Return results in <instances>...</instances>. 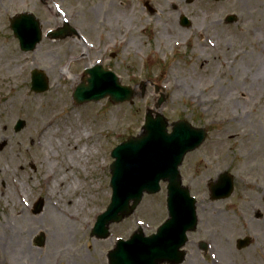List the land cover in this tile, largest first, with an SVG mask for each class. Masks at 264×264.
Returning <instances> with one entry per match:
<instances>
[{
  "label": "rangeland",
  "instance_id": "rangeland-1",
  "mask_svg": "<svg viewBox=\"0 0 264 264\" xmlns=\"http://www.w3.org/2000/svg\"><path fill=\"white\" fill-rule=\"evenodd\" d=\"M89 1L83 0V3L88 5ZM132 1L135 3L133 11L120 8L112 10L110 5L99 8V24L95 25L94 32L89 33L88 8L76 6L72 0H0V52L8 53L3 43L10 42L12 48L23 56L18 64L20 74L12 85L13 89L23 84V96L29 102L40 100L38 109L42 110L49 94L56 88V96L62 107L53 117L65 120V116L71 113L74 124H67V129L73 125L78 126L79 130L86 127L89 136L84 139L78 132L75 137L86 150V155L77 167H73L70 175L74 186L80 189L79 194L71 198L78 200L76 211L88 216L87 222L78 230L76 228L79 225L73 223L63 228V221L43 211V201L42 214L41 211L38 214L33 211L27 213L34 217L28 229L26 219L12 221L13 230L19 228L23 233L21 237H24L21 245L24 258L19 264H50L53 259L57 261L56 264H105L103 256L115 246L118 238L128 239L138 228L145 235H150L162 225L167 218L166 182H161L158 193L144 195L130 216L120 223L110 224V237L107 240L98 241L90 236L95 219L110 202L109 165L113 162L110 153L115 145L126 141L128 137L141 134L147 111L162 114L169 123V130L172 123L186 120L192 126L208 131L203 144L188 153L179 168L181 184L189 189L197 201L198 216L197 228L188 235V242L184 246V264H205L196 246L206 233L201 232L202 228H206V219H213L221 207V203L209 200L207 183L213 182L225 170L237 176L239 173L246 174L243 170L247 165H255L249 147L244 146L242 149L240 141L248 131L256 135L264 132V54L260 53V48L264 47V0H194L191 3L188 0ZM147 5L153 9L152 12ZM210 7L219 8L214 25H210L211 21L203 17ZM21 12L33 14L40 21L43 31L42 40L35 50L26 53L19 49L18 41L9 27V19ZM167 13L178 29L177 34L173 35L169 31L171 22L166 19ZM180 15L189 20V27L179 25ZM229 15L236 16L237 22L226 23L225 18ZM65 25L72 30L67 31L66 37L53 39L47 36L50 30ZM198 30L202 33L199 34ZM205 35L211 43L207 47L203 45L205 43L201 37ZM68 40H79L75 52L67 53L65 43ZM112 54L114 57H111ZM95 64L114 72L122 85L131 87L134 92L132 99L112 103L106 97L97 102L74 104L71 93L81 81L82 71ZM35 69L43 71L48 79V90L39 94L30 90V72ZM155 85L164 88L160 91L164 95V102L159 108H156V102L160 95L155 92ZM11 95L12 91L7 87L2 88L0 81V106ZM109 110L118 111L111 121L107 116ZM18 112L17 107L11 108L5 121L8 144L9 139L21 143L19 157L23 169L16 172L15 167L14 171L19 175L20 189H23L24 194L19 198L22 206L18 204V199L12 202L16 212L27 210L23 202L28 203V210H31L38 197H44L48 191L53 193L50 185L46 187L42 179L46 175L55 178L56 173L60 175L61 164L58 163L62 159L74 163L71 159L73 151L66 147L61 129L43 137L41 123L33 117L34 111L20 109ZM231 118L237 120L229 124ZM17 120L26 123L20 132L14 131ZM233 124L231 132L223 131V128ZM236 126L239 130H235ZM36 140L42 143L41 148L37 146ZM0 146L2 152L7 144ZM43 147L53 154L51 161L44 159ZM262 157L263 153L255 158L256 162ZM76 172L86 176L89 184L94 183L95 189L87 191L82 186L83 181L79 182ZM47 180H52L51 183L54 181L52 178ZM57 190L55 200L63 204L65 200L57 198L63 195L64 189ZM5 202L1 197L0 219L3 218L2 206H12ZM56 215L65 220L63 216ZM35 226H42L46 230L42 232V246H37L35 237L30 235ZM68 238L76 239L78 244L70 246L66 243ZM250 254L241 253L242 258H237L235 263H240L244 258L249 264H256ZM207 255L206 264L212 261L213 256ZM38 259H44V263Z\"/></svg>",
  "mask_w": 264,
  "mask_h": 264
},
{
  "label": "water",
  "instance_id": "water-1",
  "mask_svg": "<svg viewBox=\"0 0 264 264\" xmlns=\"http://www.w3.org/2000/svg\"><path fill=\"white\" fill-rule=\"evenodd\" d=\"M235 21V16L226 18V22ZM9 22L20 49L25 53L33 51L42 38L40 22L30 13L17 14ZM180 25L188 27L190 23L182 17ZM60 33L58 30L53 35ZM84 72L90 77L86 78L87 84L81 82L72 93L75 104L98 101L107 96L111 102L121 103L130 101L134 95L130 87L120 85L115 74L104 71L101 66ZM31 81V90L35 93L48 89V80L40 70L31 72ZM155 90L158 91V87ZM163 99V96L158 99L157 107ZM24 126L25 122L18 120L15 132ZM167 127L168 123L161 114L153 117L149 111L145 115L142 134L128 138L111 152L114 159L110 165L111 201L106 211L96 219L92 234L98 238L107 237V226L130 215L142 200V195L159 192L161 181L167 182L165 206L168 218L152 236L145 237L139 230L126 241L118 240L115 249L108 255L109 264H160L163 261L176 264L183 259L184 253L180 248L187 241V232L194 230L197 217L195 200L182 186L178 167L186 153L201 145L206 132L193 128L184 120L173 123L171 132L167 131ZM217 182L209 184L211 198L227 197L231 191L228 174H221ZM41 207L42 200L37 203L36 212ZM41 238L38 244L42 243Z\"/></svg>",
  "mask_w": 264,
  "mask_h": 264
},
{
  "label": "bare ground",
  "instance_id": "bare-ground-1",
  "mask_svg": "<svg viewBox=\"0 0 264 264\" xmlns=\"http://www.w3.org/2000/svg\"><path fill=\"white\" fill-rule=\"evenodd\" d=\"M72 2H75L74 4L77 5H83L84 7L88 8V26H87V31L89 33L94 32V28H96L95 25H98L99 21V15H97V10L105 5H110L112 10H118L124 9V10H129L133 11L135 7L133 6L135 3L132 0H90L88 5H85L83 3V0H72ZM71 2V3H72ZM73 4V5H74ZM72 5V4H71ZM84 10V8H81ZM218 7H210L206 12H204L203 17L204 19H209L210 25H214V19L217 17V10ZM58 14V12H56ZM167 21H170L171 23L168 25L169 31L171 33L177 34L178 29L176 28L173 22V19H171L169 16V13L165 14ZM171 19V20H170ZM198 33L201 34L202 31L198 30ZM242 35V34H241ZM202 40L205 44V47L210 45V39L208 36H201ZM8 49V53L3 54L1 51L0 52V81L2 82V88L10 89L12 91L11 96H7V100L1 104L0 106V144L5 142L7 144L6 149L4 151L0 152V184L3 183V187L0 189V200L1 197L3 200H5V203H11L12 208L10 206H2V219H0V264H19L20 260L24 258L23 256V248L21 247L22 244V238L21 235L23 234L19 228L16 230H13L12 228V221L16 219H26L25 223L27 224V229L31 227L30 222H32V219L34 217H31L27 215L29 212L28 207L29 204L23 202V206L26 207L27 210H21L19 212H16L14 210L15 205H13V201L15 199H18V204L22 206V203L20 202L19 198L24 194L23 189H20L21 183L20 179H18L19 175L15 174V167H16V172L22 171L23 166L19 157L20 154V148H21V143L20 141H15V140H10L9 139V144H8V138L5 136V131H6V117L11 113V108L17 107V114L19 113L18 110H28L31 109L34 111V116L36 120L40 121L41 126V134H43V137L45 135L50 136L52 134H55L54 132L57 131V129H61L62 133L61 135L65 139V142L67 144L66 147L68 149L73 151V158H71L72 161L66 162L64 159H62L61 163H58V165L61 164V167L59 169L60 175L56 173V178L52 175H46L42 180L47 187V185H50V189L53 191L52 192H45L43 201L45 205V209L43 208V211L45 210L46 212H49V214L57 217V219H60L61 221L64 222L62 224L63 228L68 227L69 223H73L75 226H78L76 230H78L79 227L83 226L87 221L86 219L88 218L82 215V211L78 212L76 211V207L78 205V200L73 199L71 197H75L77 194H79L80 189H78L76 186H74V182L72 178H70V175L72 171L74 170L73 167L79 164L78 162H81L84 160V155H86V150L80 146L79 141L75 140L76 135L78 132L82 134L85 138H89L87 128L82 127L80 130L78 126H71V129H67V124H74V118L73 115L67 114L65 116V120H56L53 115H55L58 111V109H61L59 97L56 96V88L53 89V92L49 94V97L44 103V108L42 110L38 109V105L41 103L40 100H33L29 102V99L27 97H24L25 95V87L20 85L17 89H13L12 85L14 82L17 81L20 72L18 71V64L21 59H23V56L18 54L13 48L12 44L10 42L3 43ZM81 44V43H80ZM67 46V53L69 52H75L76 47L79 45V40H68V42L65 43ZM6 52V51H5ZM4 52V53H5ZM47 53V52H46ZM260 53L264 54V47L260 48ZM3 54V55H1ZM48 54H53V52H48ZM82 58V57H81ZM255 64V61L254 63ZM51 69H54L51 66ZM259 69H257V72ZM6 97V96H4ZM230 98L229 96H227ZM229 102L227 103V105ZM118 111L116 110H109L107 113V116L109 117L110 121L113 120L116 116ZM223 112H226L223 110ZM237 119L231 118L229 120V124L231 121H235ZM50 121V122H47ZM264 121V120H263ZM228 124V125H229ZM234 124L227 126L223 128V131L225 133L231 132L234 128ZM235 130H239L238 126L235 127ZM73 131V132H72ZM247 134H243V140L240 145L246 144V146L249 147V154L251 155V160H254L255 158L258 157L262 152H264V132L261 133L259 132L258 135L255 133H252L250 131L246 132ZM238 135V134H237ZM35 136V135H32ZM61 136V137H62ZM40 137V136H39ZM36 136V138H39ZM36 144L39 148H41L42 143L40 140H36ZM45 147V146H44ZM43 147V148H44ZM42 153L44 155V159L51 161L52 158L54 157L52 153L48 151V149L44 148L42 150ZM76 163V165H75ZM53 170V169H52ZM77 178L79 179V182H82V186H84L87 191L91 190L94 188V183L89 184V180L87 181L86 176H83L81 172H76L75 174ZM52 178L54 181L51 183L52 180L48 181L47 179ZM24 186V185H23ZM10 187V188H8ZM58 188H63V195L59 196L57 199H64L63 204L59 200H55V192L58 191ZM95 189V188H94ZM54 194V195H53ZM61 195V194H60ZM17 208V206H16ZM43 212L41 211V214ZM56 214L63 216L65 220L59 218ZM56 222V221H55ZM45 233L46 230L42 226H35L34 230L31 232V237H35L39 235L40 233ZM67 235L68 237L71 235ZM74 234V232H73ZM66 236V237H67ZM62 237L63 234H62ZM108 239V238H107ZM105 239V240H107ZM100 241V240H99ZM67 244L70 246H76L78 242L76 239L71 240L70 238L67 239ZM38 261H43L44 259ZM52 260L50 264H56L57 261ZM37 262V259H36ZM214 263V262H213Z\"/></svg>",
  "mask_w": 264,
  "mask_h": 264
},
{
  "label": "flooded vegetation",
  "instance_id": "flooded-vegetation-1",
  "mask_svg": "<svg viewBox=\"0 0 264 264\" xmlns=\"http://www.w3.org/2000/svg\"><path fill=\"white\" fill-rule=\"evenodd\" d=\"M240 146L247 147L246 144ZM252 162L255 165H247L243 170L246 174L236 176L230 172L233 177L231 194L215 201L221 203V207L213 219L207 218L204 223L206 228L201 232L206 233L196 247L205 264L207 254L214 257L208 264H237L235 261L242 258L243 252H251L256 264H264V157ZM107 252L103 256L105 264H109ZM238 264H249V261L243 258Z\"/></svg>",
  "mask_w": 264,
  "mask_h": 264
}]
</instances>
